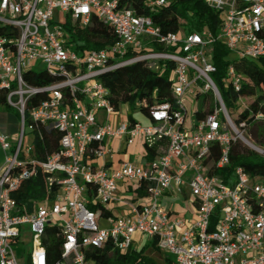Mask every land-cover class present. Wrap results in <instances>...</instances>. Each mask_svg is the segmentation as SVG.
<instances>
[{
  "label": "built area",
  "instance_id": "obj_1",
  "mask_svg": "<svg viewBox=\"0 0 264 264\" xmlns=\"http://www.w3.org/2000/svg\"><path fill=\"white\" fill-rule=\"evenodd\" d=\"M204 1L221 19L216 35L186 28L164 33L151 16L139 15L122 0H0V100L18 114L15 139L0 133L5 153L0 169V264H92L86 260L88 249L111 245L126 254L137 236L157 240L175 264H264L263 180L242 167L234 170L229 183L215 174L231 166L238 138L264 160V143L244 137L264 114H250V123L236 121L213 79V45L218 42L236 62L264 59V0ZM142 2L156 13L169 0ZM93 17L113 30L115 42L78 54L70 44L68 21L84 29ZM39 63L45 66L41 73L35 71ZM137 63L173 65L174 105L153 107L149 125L129 119L117 125L121 113L100 78ZM30 73L57 81L34 86L25 79ZM221 83L236 94L244 88L233 63ZM37 97L43 99L33 105ZM206 97L210 102L201 110L205 116L196 121ZM243 101L240 97L235 104ZM27 130L32 140L25 146ZM52 132L61 135L60 149L44 162L31 160L35 139ZM114 138L125 139L128 147L164 139L167 149L148 165L124 162L110 169L112 152L106 141ZM36 165L58 190L53 199L35 204L27 213L10 195L31 179ZM119 183L143 189L147 203L133 205L124 217L108 218L104 228L88 205L116 202ZM186 187L197 211L194 222L174 216L162 204L167 192L181 194ZM25 225L32 246L20 257L15 247L23 244ZM48 228L61 231L57 262L50 261L43 243Z\"/></svg>",
  "mask_w": 264,
  "mask_h": 264
},
{
  "label": "trees",
  "instance_id": "obj_2",
  "mask_svg": "<svg viewBox=\"0 0 264 264\" xmlns=\"http://www.w3.org/2000/svg\"><path fill=\"white\" fill-rule=\"evenodd\" d=\"M123 5L135 10L139 15H149L152 17L156 26H159L164 33L178 32L186 28L190 33H201L207 29L213 34H218L222 23L219 15L211 9L204 0H169L168 4L156 13H150L143 5L142 0H122ZM69 33L70 44L75 52L84 54L93 50H102L111 46L115 42L113 30L103 24L100 20L93 17L89 27L80 29L74 26L69 20L66 26ZM157 50L164 51L163 48L156 46ZM213 62L217 67V73L213 79L217 84L225 105L232 112L233 118L238 121H248L250 114L254 117L260 113L264 114V59L258 61H234L231 53L221 44L213 45ZM233 63L237 74L243 77L244 85L240 94L232 90H225L221 79L225 76L229 65ZM173 65L158 68L150 67L146 63H137L128 67L120 68L114 72L103 75L100 80L110 91V102L120 111L122 106L138 111L145 117H151V110L155 106L165 103L174 105V97L171 89V73ZM26 81L34 86L50 85L57 81L56 78L47 74L30 73L26 75ZM242 97L244 101L237 105V100ZM43 97L35 98L36 105ZM210 102L209 98L201 101L200 110L195 115L196 121L204 118L202 108ZM247 106V108H245ZM30 108L32 105L29 106ZM6 111L11 109L6 106L5 100H0V109ZM235 110V111H234ZM243 110V111H241ZM18 117V114H17ZM130 122H135L132 114H129ZM248 136L258 144L264 143V120L251 125ZM61 135L57 132L44 134L42 138L37 137L33 144L30 155L35 162H44L48 155L60 149ZM158 143L167 144L162 139L153 146L146 144L147 158L153 160L160 153ZM213 158L219 157V147L213 149ZM242 167L251 177H260L264 182V160L256 154L250 152L241 142L233 143L231 152V166L215 174L223 177L226 183L233 177L236 168ZM31 179L21 184L18 191L13 192L10 197L22 208L23 212L30 213L35 204L51 200L55 196L58 187L56 184L50 185L48 176L36 165ZM89 196L93 197L94 192L89 189ZM94 211L98 220L101 218H111L110 212L103 205H88ZM43 243L49 254L51 262L61 259V231L57 228H48ZM156 252H160L157 240L151 244ZM149 246L140 251L130 249L126 254L113 251L111 245L103 249L90 248L86 252V260L92 264H158L153 258L145 255ZM165 264H175L171 256L165 258Z\"/></svg>",
  "mask_w": 264,
  "mask_h": 264
},
{
  "label": "crops",
  "instance_id": "obj_3",
  "mask_svg": "<svg viewBox=\"0 0 264 264\" xmlns=\"http://www.w3.org/2000/svg\"><path fill=\"white\" fill-rule=\"evenodd\" d=\"M0 110H2V108ZM139 117L140 118H135L137 122L144 125H149L151 123L150 118L145 117L142 114ZM9 120L10 117L8 114L4 115L0 113V133L10 134V132H13L14 128H18L17 117L13 118L12 121ZM125 120H128V114L123 116L119 115L116 118V123L118 125ZM158 141L159 140H156L152 146ZM106 144L112 152V158L109 160L108 164L110 169L118 168L124 162L148 165L153 160L161 156L167 149V144L158 143V152L160 154L153 160H149L147 158L148 153L144 145L137 144L135 146L128 147L125 139L120 138L108 139ZM115 198L117 200L116 202L104 206L110 212L112 218L124 217L129 214L133 205L137 206L147 203L145 191L127 183H119L118 189L115 193ZM162 204L174 216L181 217L188 222H194L197 219V211L191 202L190 189L188 187L184 188L181 194L174 191L167 192L162 198ZM99 224L104 228L108 227V222L105 218L99 219ZM153 242L154 240L137 236L132 248L133 250L140 251L144 247L149 246L150 248L147 249L145 255L153 258L158 264H165V258L169 255L161 250L160 252H156L151 246ZM159 253H162V255Z\"/></svg>",
  "mask_w": 264,
  "mask_h": 264
},
{
  "label": "rangeland",
  "instance_id": "obj_4",
  "mask_svg": "<svg viewBox=\"0 0 264 264\" xmlns=\"http://www.w3.org/2000/svg\"><path fill=\"white\" fill-rule=\"evenodd\" d=\"M44 70H45V66L42 63H39L38 66L35 68V71L39 72V73L43 72ZM195 108L196 107L194 104L190 107V110L193 111ZM0 113H2L4 115L8 114V116L10 117L9 121H12L13 118L17 117V111L15 109H12V108L7 110V111L2 109V110H0ZM120 113L122 116L130 113L134 116V118H140L139 116L141 115L138 111H132L131 108H129L127 106H122L120 109ZM193 117H194L193 114L191 116H189V122L188 123H190V120L193 119ZM17 133H18L17 127L13 129V132H10V135H11V137H13V140L15 139V137H16L15 134H17ZM26 133H27V136H29V137L25 141V146H28L31 143L32 138L30 137V132L28 130ZM247 134H248V132L244 134V137L247 139H251ZM238 141L241 142L243 147L245 146L250 152H252L251 149H249L245 145V143L242 139L238 138ZM253 154H255V153H253ZM4 163H5V153L0 146V169L4 166ZM22 230H25V234L22 233V237H21L23 244L20 247H15V250L20 257L22 255H24V253L27 252L29 250V248H31V246H32V234L30 232L29 226L25 225L22 228ZM159 254L162 255V253H159ZM20 263L24 264L23 261H21Z\"/></svg>",
  "mask_w": 264,
  "mask_h": 264
}]
</instances>
